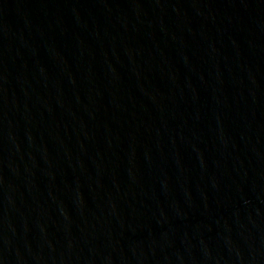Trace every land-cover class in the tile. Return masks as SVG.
Returning <instances> with one entry per match:
<instances>
[{
  "label": "water",
  "instance_id": "1",
  "mask_svg": "<svg viewBox=\"0 0 264 264\" xmlns=\"http://www.w3.org/2000/svg\"><path fill=\"white\" fill-rule=\"evenodd\" d=\"M0 264H264V0H0Z\"/></svg>",
  "mask_w": 264,
  "mask_h": 264
}]
</instances>
